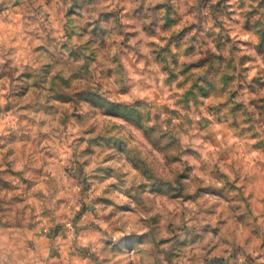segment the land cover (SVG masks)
<instances>
[{
	"label": "rangeland",
	"instance_id": "obj_1",
	"mask_svg": "<svg viewBox=\"0 0 264 264\" xmlns=\"http://www.w3.org/2000/svg\"><path fill=\"white\" fill-rule=\"evenodd\" d=\"M100 5L0 4L6 239L47 264H264V0ZM138 209L146 258L106 238Z\"/></svg>",
	"mask_w": 264,
	"mask_h": 264
},
{
	"label": "clouds",
	"instance_id": "obj_2",
	"mask_svg": "<svg viewBox=\"0 0 264 264\" xmlns=\"http://www.w3.org/2000/svg\"><path fill=\"white\" fill-rule=\"evenodd\" d=\"M113 0H101V8L107 4H112ZM5 3V0H0V4ZM38 30V28H37ZM0 57L9 58L7 55L6 48H0ZM0 58V64L4 63V59ZM18 63V61H17ZM135 98V94L131 98L125 97V99ZM82 104H88L87 98L80 101ZM178 167V166H176ZM167 179H171V176H166ZM155 212L148 210L138 209L136 214L133 215H122L118 218V223H115L112 228L107 230V239H110L111 243L117 247L122 248L125 239H133L137 241V251L141 252L145 258L149 255H153L156 252L155 244L159 241L162 233L158 224L151 223L152 216ZM144 233H148V236H143ZM155 234V240L152 239ZM9 235L3 228H0V264H47L46 260L42 261V258L37 253H31L25 256L22 246L15 240L9 242L6 237ZM15 235V233H12ZM147 241V242H143ZM99 244H94L91 251L99 254ZM110 251V250H109ZM137 251L131 253V259L138 261L140 257L137 255ZM46 257V253L44 254ZM111 260V256H109ZM121 264H127V259H123Z\"/></svg>",
	"mask_w": 264,
	"mask_h": 264
},
{
	"label": "crops",
	"instance_id": "obj_3",
	"mask_svg": "<svg viewBox=\"0 0 264 264\" xmlns=\"http://www.w3.org/2000/svg\"><path fill=\"white\" fill-rule=\"evenodd\" d=\"M76 235H77V238H79V240L80 241H82L83 242V237H84V235L83 234H81V233H76ZM70 237V236H69ZM68 236L66 237L67 239H68V241L67 242H65V243H67L68 244V247L67 248H69V246L71 245V248L73 247V245H74V243H71L70 241V238H69ZM66 239V240H67ZM66 240H64V241H66ZM91 243V242H90ZM84 244V243H83ZM71 255H73V256H75V254L74 253H72L71 252ZM82 257V256H81ZM64 262L65 263H70V264H88L89 262H90V259H87V257H82V258H78L77 257V259H75L74 257H72L71 256V258H69L68 260H64Z\"/></svg>",
	"mask_w": 264,
	"mask_h": 264
}]
</instances>
